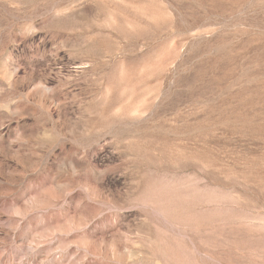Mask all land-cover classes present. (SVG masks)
Returning a JSON list of instances; mask_svg holds the SVG:
<instances>
[{
	"label": "rangeland",
	"instance_id": "1",
	"mask_svg": "<svg viewBox=\"0 0 264 264\" xmlns=\"http://www.w3.org/2000/svg\"><path fill=\"white\" fill-rule=\"evenodd\" d=\"M0 264H264V0H0Z\"/></svg>",
	"mask_w": 264,
	"mask_h": 264
}]
</instances>
